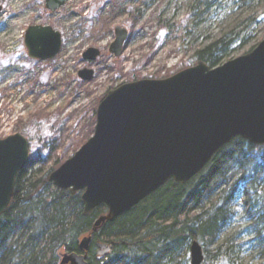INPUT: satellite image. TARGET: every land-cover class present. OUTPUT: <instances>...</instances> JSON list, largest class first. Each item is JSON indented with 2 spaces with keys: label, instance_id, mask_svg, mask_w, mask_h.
I'll return each mask as SVG.
<instances>
[{
  "label": "water",
  "instance_id": "95a60500",
  "mask_svg": "<svg viewBox=\"0 0 264 264\" xmlns=\"http://www.w3.org/2000/svg\"><path fill=\"white\" fill-rule=\"evenodd\" d=\"M68 0H45L55 12ZM126 30L115 29L109 53L119 57ZM29 59L47 61L61 49L60 34L31 26L24 36ZM88 49L83 60L94 61ZM78 77L93 79L91 70ZM264 145V39L244 56L210 69L202 62L163 80L142 79L110 91L99 102L93 135L47 180L71 195L81 193L82 215L100 206L105 215L93 231L128 213L168 181L185 184L234 138ZM29 161L28 141L20 134L0 139V217L14 195L17 175ZM91 236H82L79 253L60 254L58 264H88ZM96 256L110 247L95 243ZM190 264H203L201 246L189 245Z\"/></svg>",
  "mask_w": 264,
  "mask_h": 264
},
{
  "label": "rangeland",
  "instance_id": "374dc122",
  "mask_svg": "<svg viewBox=\"0 0 264 264\" xmlns=\"http://www.w3.org/2000/svg\"><path fill=\"white\" fill-rule=\"evenodd\" d=\"M31 26L60 34L53 59L28 58ZM117 27L127 31L119 57L109 53ZM231 33L238 37L224 62L264 39V0H69L55 12L45 0H0V139L22 135L31 170L48 174L93 135L97 106L110 91L193 67L196 51ZM88 49L98 50L94 61L82 59ZM83 69L91 81L78 77Z\"/></svg>",
  "mask_w": 264,
  "mask_h": 264
},
{
  "label": "trees",
  "instance_id": "16d2710c",
  "mask_svg": "<svg viewBox=\"0 0 264 264\" xmlns=\"http://www.w3.org/2000/svg\"><path fill=\"white\" fill-rule=\"evenodd\" d=\"M237 37L209 43L193 61L221 65ZM31 169L29 161L17 175L0 217V264H58L61 253H79L78 242L88 234V264H190L192 242L201 246L203 264H264V145L234 138L187 183L168 181L96 231L105 206L84 217L80 192L58 190L49 173ZM96 242L108 245L109 254L97 257Z\"/></svg>",
  "mask_w": 264,
  "mask_h": 264
},
{
  "label": "flooded vegetation",
  "instance_id": "af4514ba",
  "mask_svg": "<svg viewBox=\"0 0 264 264\" xmlns=\"http://www.w3.org/2000/svg\"><path fill=\"white\" fill-rule=\"evenodd\" d=\"M126 33H127V31H126ZM126 38H127V35H126Z\"/></svg>",
  "mask_w": 264,
  "mask_h": 264
},
{
  "label": "bare ground",
  "instance_id": "6f19581e",
  "mask_svg": "<svg viewBox=\"0 0 264 264\" xmlns=\"http://www.w3.org/2000/svg\"><path fill=\"white\" fill-rule=\"evenodd\" d=\"M20 1V0H19Z\"/></svg>",
  "mask_w": 264,
  "mask_h": 264
}]
</instances>
